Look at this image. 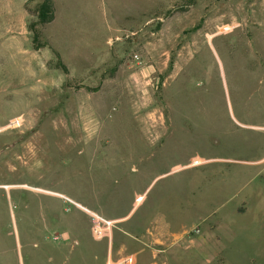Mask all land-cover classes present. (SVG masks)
Listing matches in <instances>:
<instances>
[{
    "label": "rangeland",
    "instance_id": "1",
    "mask_svg": "<svg viewBox=\"0 0 264 264\" xmlns=\"http://www.w3.org/2000/svg\"><path fill=\"white\" fill-rule=\"evenodd\" d=\"M54 5L0 0V264H264V0Z\"/></svg>",
    "mask_w": 264,
    "mask_h": 264
},
{
    "label": "crops",
    "instance_id": "2",
    "mask_svg": "<svg viewBox=\"0 0 264 264\" xmlns=\"http://www.w3.org/2000/svg\"><path fill=\"white\" fill-rule=\"evenodd\" d=\"M12 1H13V7L12 6L11 7L13 9V15L6 13L5 16L7 18L4 19V22L3 23H5L6 25H10V26H17V28H16V31H17L16 32V35H17V37L18 36L19 37H22L24 35H27V33L25 31L26 29L24 28L25 29L24 30L20 26H25L31 20V18H32L31 15H29L27 9H31L32 10V9L36 8L41 3L42 0H12ZM52 3H53V6H54V13H55L54 0H52ZM0 20H1V18H0ZM0 23H2V22H0ZM49 24H51V22L48 23L47 25L41 27L40 28L41 31H43V29L46 28ZM6 32H9V34H11V32H13V28L12 27L7 28L6 29ZM11 47H12V45H10L9 51H13L11 49ZM158 119H159V122H161L162 117H159ZM10 125H13V120L12 119H11ZM0 130H1V128H0ZM200 160H203V159H196V160L192 161V163L190 165H192V164H194L196 162H199ZM208 160H212V159H208ZM218 160L219 161H222V160H225V159H221L220 158ZM205 161H207V160H204V162ZM225 161H227V160H225ZM262 162H264V157L262 159L258 160V161H247L245 163H247L249 165H257L258 166ZM128 172H132L133 174H141L142 173V171L140 169H137L133 165L128 167ZM237 212L238 213H243L244 212V208L243 207H240L237 210ZM125 218L126 217L118 218V219H114V220H107V221L113 224V223H116L118 220H124L125 221ZM139 224H140V222H138L137 225H133V227L135 228ZM158 230L159 229H157V231H152V232H154V234L157 235V237L155 239H153L154 240L153 242L154 243H158V244H161V243L163 244L164 238H165V234H163V232H161L160 230L158 231ZM161 230H163V229H161ZM149 233H151V232L149 231ZM134 240L136 241L137 239L134 238ZM138 242H139V240H138ZM133 255H136V253H133ZM131 263H133V262H131Z\"/></svg>",
    "mask_w": 264,
    "mask_h": 264
},
{
    "label": "trees",
    "instance_id": "3",
    "mask_svg": "<svg viewBox=\"0 0 264 264\" xmlns=\"http://www.w3.org/2000/svg\"><path fill=\"white\" fill-rule=\"evenodd\" d=\"M27 10L29 15H31L32 17V19L26 24L27 30L32 34L34 41H36V37H37L36 29L38 27L45 26L54 20V6L52 0H42L41 3L36 8L32 10L31 9H27ZM57 66L62 67L63 69L65 68L59 58L57 60ZM121 244H123L125 247L128 248V246L131 243L125 242L122 239Z\"/></svg>",
    "mask_w": 264,
    "mask_h": 264
},
{
    "label": "built area",
    "instance_id": "4",
    "mask_svg": "<svg viewBox=\"0 0 264 264\" xmlns=\"http://www.w3.org/2000/svg\"><path fill=\"white\" fill-rule=\"evenodd\" d=\"M106 224V228H102L100 227L99 225H94L92 227V236L94 237V239H98V240H102L104 238H107L110 242V239H109V234H104V231H109L110 232V222H104ZM112 224V223H111ZM94 233H96L97 235H93ZM152 234V232L150 233ZM149 234V236H150ZM147 244V243H146ZM147 245H157V246H162L163 244H158V243H150V244H147ZM158 252V249H156L154 251V253H157ZM134 255H130V256H126V257H122L118 260L117 264H130L132 262V259H133Z\"/></svg>",
    "mask_w": 264,
    "mask_h": 264
},
{
    "label": "flooded vegetation",
    "instance_id": "5",
    "mask_svg": "<svg viewBox=\"0 0 264 264\" xmlns=\"http://www.w3.org/2000/svg\"><path fill=\"white\" fill-rule=\"evenodd\" d=\"M151 242H149L148 244H150ZM145 246V245H144ZM146 248H150V249H159L158 247L156 246H152V245H146L145 246ZM122 253H125L126 254V247L123 245V250H122ZM137 255V254H136Z\"/></svg>",
    "mask_w": 264,
    "mask_h": 264
}]
</instances>
